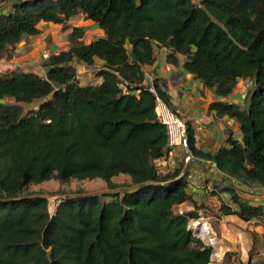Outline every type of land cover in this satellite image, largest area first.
Wrapping results in <instances>:
<instances>
[{"label": "trees", "instance_id": "trees-1", "mask_svg": "<svg viewBox=\"0 0 264 264\" xmlns=\"http://www.w3.org/2000/svg\"><path fill=\"white\" fill-rule=\"evenodd\" d=\"M79 16L103 36L89 42L86 28L69 27ZM41 23L68 31V48L45 59L44 76L0 75V264H211L214 248L190 227L204 207L179 179L184 163L168 174L156 165L170 154L168 133L143 68L166 48L169 64L184 56V71L223 100L252 80L244 107L210 106L238 122L241 141L230 137L229 147L205 153L191 128L188 134L196 157L264 189V0H25L0 16V62L25 37L42 34ZM97 60L102 82L81 85L73 63L93 69ZM156 88L168 103L158 80ZM121 175L133 189L116 191ZM72 179H101L116 192L63 199L53 215L48 197L22 196L30 185ZM224 181L214 194L220 216L263 222L264 205ZM188 202L193 211L176 212Z\"/></svg>", "mask_w": 264, "mask_h": 264}, {"label": "crops", "instance_id": "crops-1", "mask_svg": "<svg viewBox=\"0 0 264 264\" xmlns=\"http://www.w3.org/2000/svg\"><path fill=\"white\" fill-rule=\"evenodd\" d=\"M22 1L25 0H1L0 16L12 12L14 5ZM79 17L85 20L83 16ZM79 17H77V19ZM83 23L86 24V26H95L93 27L97 31L95 38H101L103 36V33L93 22L85 20ZM84 26L85 25H79L78 27ZM39 27L42 34L35 37H25L12 50L10 57L0 62V67L5 73L21 69L24 72H34L44 76L47 71V68L43 66L45 61L43 58L44 54L59 53L68 48V31L62 34V27L51 23H41ZM48 39H51L49 40L51 41L50 43ZM169 53L170 51L166 48H157L155 50V63L151 66H145L143 71L144 73L150 72L157 78L158 84L168 96L169 106L187 123L188 128L194 131L195 148L205 153H215L222 148L229 147L227 141L230 137L241 141L242 133L238 122L226 115H218V112L210 110V106L217 101H227L228 103L244 107L247 93L254 85L253 81L241 80L232 96L223 100L218 98L212 90L206 89L193 75L184 71L183 65L186 62L184 56H177L179 66L169 64L167 61ZM73 64L76 67L79 65L78 68H81V71L77 68L80 84L83 86L89 85L84 83V79H88V76L84 75L83 72H88L92 75L95 70L88 68L85 64L78 61H75ZM96 64L98 67L103 65L99 60H97ZM1 73L2 71H0V75ZM81 74H83L82 77ZM101 82V78H96L90 84L98 85ZM133 82L137 84L138 81L134 80ZM165 83L167 84L165 85ZM165 86H167L166 89ZM182 163L183 154L181 151L177 150L169 154L166 158L157 161L156 165L159 167L162 174H168L179 169ZM191 167L193 172L189 178H187L189 182L188 193L198 205H201L202 202L205 201V195L207 194L205 190L213 188V190L217 192L228 184L224 181V177L213 173L208 165H200L194 162ZM215 197L219 200L217 196ZM220 197L225 202H230L228 193H221ZM247 199L251 200L252 204L264 205V189L260 191L259 198L254 200L251 198ZM182 206H189V209H192V207L194 208L193 204L190 202ZM218 222L221 237L224 238L225 242L229 240V243H223L228 253L233 255V252H235L239 244L240 238L243 237L247 241L251 238V249L258 250L262 248L264 244V221L247 223L236 216H221ZM230 223H234L241 227V229L234 230L236 227L229 225ZM232 259L234 261V255ZM250 262L251 264H256L263 261L256 262L252 258Z\"/></svg>", "mask_w": 264, "mask_h": 264}, {"label": "rangeland", "instance_id": "rangeland-1", "mask_svg": "<svg viewBox=\"0 0 264 264\" xmlns=\"http://www.w3.org/2000/svg\"><path fill=\"white\" fill-rule=\"evenodd\" d=\"M82 17L78 19L75 18L68 23V26L74 25H85L87 36L86 40L90 41L94 39L97 35V31L95 26H86L83 23ZM62 34L66 32L64 31L63 27L61 29ZM51 39H48V42ZM50 54V53H49ZM79 66V65H78ZM77 66V68H78ZM81 71V68H78ZM0 71L5 73L4 70L0 67ZM83 71V69H82ZM1 73V74H2ZM84 75L88 76V79H84L85 84H90L95 79V72L90 75L88 72H83ZM83 74H81V77ZM38 103H35L32 106H25L26 109L35 108L37 107ZM173 110V109H172ZM113 183L119 186L116 191L126 192L133 189V184L131 179L127 176H119L113 179ZM207 189V188H206ZM116 191H112L109 189L107 183H105L101 179H96L93 181L84 180L80 181L77 179H72L67 183H60L57 181H49L45 182L41 185H30L22 194L23 197L30 196V195H42L48 197L49 200L56 199L57 203L66 198H74L79 196H86V195H109ZM207 194L205 195V201L202 202V206L204 209L200 212V219L198 221H192L190 223V227L193 230L194 234L201 238L207 245L212 246L214 248V254L212 256L211 264H228L226 262L228 251L224 247L223 243H229L224 241V238L221 237L218 227V219L221 218L219 208H220V201L215 197V191L213 188L205 190ZM252 199V198H251ZM254 200V199H252ZM192 207V206H191ZM189 206L183 207L182 205L176 208L177 213H183L186 211H193L194 208L189 209ZM195 222L199 224H194ZM205 222L209 225L210 230L206 232L204 230ZM229 225L236 227V229H241V227L235 225L234 223H230ZM221 255V256H220ZM234 261L231 260L229 264H250V260L253 258L254 261H263L264 262V244L261 249L254 250L251 249V238L247 241L244 237L240 238L239 244L236 247L235 252H233Z\"/></svg>", "mask_w": 264, "mask_h": 264}, {"label": "built area", "instance_id": "built-area-1", "mask_svg": "<svg viewBox=\"0 0 264 264\" xmlns=\"http://www.w3.org/2000/svg\"><path fill=\"white\" fill-rule=\"evenodd\" d=\"M50 56L49 53H45L43 58L48 59ZM94 70H99L100 67L97 65L93 68ZM157 78L151 74L150 72L145 73V80L143 82V86L147 88L150 93H152L156 98V108L155 113L158 121L164 125L167 129L168 133V147L170 148V154L174 151H181L183 154V163L184 169L179 176V179L189 178L192 174L193 169L191 165L194 162L199 163L200 165H208L213 173L224 177V179L228 180L231 184H233L238 192L245 198L257 199L259 198V193L262 189L248 187L237 180L231 179L225 176L217 167V165L211 161H207L205 159L196 157L193 149L190 144V138L188 134V126L187 123L166 103L156 88ZM128 83L122 79V87L126 88ZM57 206L56 199L50 200V211L52 215L55 212ZM199 224L197 222L194 223ZM210 225V224H209Z\"/></svg>", "mask_w": 264, "mask_h": 264}, {"label": "bare ground", "instance_id": "bare-ground-1", "mask_svg": "<svg viewBox=\"0 0 264 264\" xmlns=\"http://www.w3.org/2000/svg\"><path fill=\"white\" fill-rule=\"evenodd\" d=\"M204 225V230L206 231V232H208L209 230H210V228H209V225L205 222V224H203ZM221 256V255H220Z\"/></svg>", "mask_w": 264, "mask_h": 264}, {"label": "water", "instance_id": "water-1", "mask_svg": "<svg viewBox=\"0 0 264 264\" xmlns=\"http://www.w3.org/2000/svg\"><path fill=\"white\" fill-rule=\"evenodd\" d=\"M167 83H165V85H166ZM167 88V86H165V89ZM218 115H220V116H222V114L221 113H218Z\"/></svg>", "mask_w": 264, "mask_h": 264}]
</instances>
